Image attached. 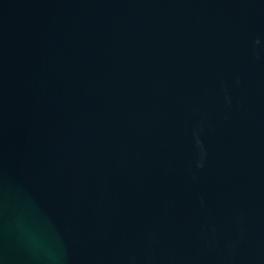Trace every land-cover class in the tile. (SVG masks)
<instances>
[{"label":"water","instance_id":"1","mask_svg":"<svg viewBox=\"0 0 264 264\" xmlns=\"http://www.w3.org/2000/svg\"><path fill=\"white\" fill-rule=\"evenodd\" d=\"M0 264H264V0H0Z\"/></svg>","mask_w":264,"mask_h":264}]
</instances>
